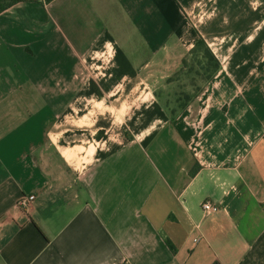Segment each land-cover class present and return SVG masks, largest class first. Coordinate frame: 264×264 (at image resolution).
Masks as SVG:
<instances>
[{
  "label": "crops",
  "instance_id": "crops-1",
  "mask_svg": "<svg viewBox=\"0 0 264 264\" xmlns=\"http://www.w3.org/2000/svg\"><path fill=\"white\" fill-rule=\"evenodd\" d=\"M200 40L218 67L171 111ZM111 101L123 125L98 114ZM84 116L76 164L52 127ZM214 263L264 264V0L1 11L0 264Z\"/></svg>",
  "mask_w": 264,
  "mask_h": 264
},
{
  "label": "rangeland",
  "instance_id": "rangeland-1",
  "mask_svg": "<svg viewBox=\"0 0 264 264\" xmlns=\"http://www.w3.org/2000/svg\"><path fill=\"white\" fill-rule=\"evenodd\" d=\"M216 66L218 67L217 61L209 57L204 47L198 46L194 52V55L190 56L188 60H186L184 68H182L181 73H184V78L181 79L180 85L174 87V89L170 90L167 98L164 99V105H166L169 110L176 111L178 108L185 105V103L191 98L193 92H196L197 89L203 84V81L210 77L215 71ZM97 72H101L102 70H96ZM106 70L103 69V74L106 73ZM99 74V75H102ZM179 76V74H178ZM180 77V76H179ZM186 77V78H185ZM196 81V85L193 87L188 86V84ZM125 104L122 101H111L106 102V105L99 103L98 114H102V116H106L107 124L112 125H123L122 123V111ZM81 114V111L78 112ZM93 122V118L91 116H84L82 120L79 118L78 121L72 119V121H66L63 123H59L56 126L52 127L53 138H56V133H59L64 128H70L71 130L65 133H60L62 145L66 146L63 151L70 152L71 156L69 157L76 164H79L81 161H85V156L83 158L80 157L78 151L83 150L88 153L91 150V134L88 132H84V126L90 125ZM113 122V123H112ZM111 135V134H109ZM64 139V141H63ZM75 145L86 146L89 145L88 149L85 150L81 147H74ZM74 147V148H71ZM79 156V157H78Z\"/></svg>",
  "mask_w": 264,
  "mask_h": 264
},
{
  "label": "built area",
  "instance_id": "built-area-1",
  "mask_svg": "<svg viewBox=\"0 0 264 264\" xmlns=\"http://www.w3.org/2000/svg\"><path fill=\"white\" fill-rule=\"evenodd\" d=\"M32 199H33V195L23 196L18 200L17 205L20 208H25L29 205ZM200 209L202 210L204 214H210V213L217 212L219 208L216 203L210 200H204L200 203Z\"/></svg>",
  "mask_w": 264,
  "mask_h": 264
},
{
  "label": "trees",
  "instance_id": "trees-1",
  "mask_svg": "<svg viewBox=\"0 0 264 264\" xmlns=\"http://www.w3.org/2000/svg\"><path fill=\"white\" fill-rule=\"evenodd\" d=\"M22 0H0V12L3 11L4 9L12 6L13 4L17 3V2H20ZM44 2H48L50 0H42ZM203 46L205 51L207 52V54L209 55L210 58H212V60L214 59V57L212 56V54L207 50V48L204 46L203 42L200 40L197 42V47L198 46ZM216 61V59H214ZM217 68V66H216ZM184 106V105H183ZM182 106V107H183ZM181 108V107H180ZM198 166L197 165H194V167L192 168L191 170V173H194L196 170H197ZM214 264H218V263H214Z\"/></svg>",
  "mask_w": 264,
  "mask_h": 264
},
{
  "label": "water",
  "instance_id": "water-1",
  "mask_svg": "<svg viewBox=\"0 0 264 264\" xmlns=\"http://www.w3.org/2000/svg\"><path fill=\"white\" fill-rule=\"evenodd\" d=\"M22 1H39V0H22Z\"/></svg>",
  "mask_w": 264,
  "mask_h": 264
}]
</instances>
